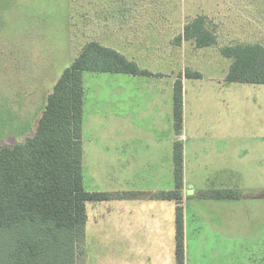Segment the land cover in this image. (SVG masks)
<instances>
[{
  "label": "rangeland",
  "instance_id": "obj_1",
  "mask_svg": "<svg viewBox=\"0 0 264 264\" xmlns=\"http://www.w3.org/2000/svg\"><path fill=\"white\" fill-rule=\"evenodd\" d=\"M124 9L129 15L121 14ZM199 15L207 17L217 43L199 48L192 39L177 42L184 25ZM94 39L113 44L138 67L161 73L165 105L158 115L152 113V122L139 88L147 77L138 76L128 85L129 107L130 102L122 106L114 98L117 75L83 72V187L118 196L86 203L77 264H156L135 251L125 260L128 253L112 230V210L120 200L139 205L138 192L146 189L173 188L171 84L181 73L184 130L197 138L199 149L186 153L184 211L187 222L196 216L202 229L216 234L206 244L191 243L187 223L184 264H264V84L226 81L231 58L220 52L234 43L264 45V0H0V147L33 134L55 82ZM186 69L200 78H185ZM124 113L134 121L144 118L153 133L165 137V158L154 165V180L139 176L146 165H127L117 156L126 133L113 132L112 125L124 124ZM226 188L239 192V198L199 196L203 190ZM174 230L172 236L164 234V243L171 239L174 246ZM159 264H175L174 255L164 252Z\"/></svg>",
  "mask_w": 264,
  "mask_h": 264
},
{
  "label": "trees",
  "instance_id": "obj_2",
  "mask_svg": "<svg viewBox=\"0 0 264 264\" xmlns=\"http://www.w3.org/2000/svg\"><path fill=\"white\" fill-rule=\"evenodd\" d=\"M207 22L205 15L188 21L176 41L192 39L199 48L216 44L217 35ZM220 52L231 58L226 81L264 84L263 44L234 43L221 47ZM84 71L151 74L116 50L96 41L87 42L47 95L33 134L22 142L0 147V264H77L82 254L78 243L87 221L86 203L118 196L83 187ZM183 75L201 76L187 69ZM181 76L175 78L172 87L173 130L177 136L183 122ZM172 157L173 188L138 195L175 202V261L184 264L183 145L179 139L173 142ZM199 196L237 199L240 194L226 188L202 191Z\"/></svg>",
  "mask_w": 264,
  "mask_h": 264
},
{
  "label": "crops",
  "instance_id": "obj_3",
  "mask_svg": "<svg viewBox=\"0 0 264 264\" xmlns=\"http://www.w3.org/2000/svg\"><path fill=\"white\" fill-rule=\"evenodd\" d=\"M130 10L131 9L129 8L128 11ZM121 14H123L124 16L129 15L127 13V9H124V13ZM121 14L120 16H123ZM123 40L124 43L122 42V45L127 46L126 45L127 42L125 41V38H123ZM93 41H96L101 45H103L104 42L103 40L100 39H94ZM109 48L116 50L125 57L127 56L120 49L116 48L113 44L112 47ZM149 72L151 73L150 75H132L127 73H112V75H117L118 77L117 82L119 86V92L117 93L116 96H114V98L117 99L116 102L121 103L122 106L124 104H127V102H130L129 107H132V97L128 93L127 90L128 85H131L133 79L137 78L138 76L147 77V78H143L144 81L141 82L142 85H140L139 88L142 89L143 96L145 99L144 100V106L146 109L145 114L146 115L149 114L147 116V119L153 122L154 118L152 113H156L158 115L160 108H163V105H165L164 85L160 86V84H158L159 79L162 78L163 76L161 73L158 72L153 73L152 71ZM111 79L112 77H110L108 80L112 82ZM174 80L175 79L173 78L171 89L173 87ZM128 81L130 84L128 83ZM83 88H84V101H83V115H84L85 103H86V91L84 84H83ZM137 94L140 93L138 92ZM140 96L142 100L143 97L141 94ZM108 107L109 110H112V93L110 94V105H108ZM183 110H184V99H183ZM127 116L128 114L124 113L120 117L122 119H126ZM135 120L136 121H134V116L130 114L127 120H125L124 124H121L120 127L112 125L113 132L116 133L119 131L121 133L122 132L126 133V136L121 139L122 142L120 143V145L122 146L120 147L117 146L119 152L116 153H118L117 154L118 157L125 160L124 163L127 165L128 164L146 165L143 175H139V176L141 177V179L145 181H150V179L154 180V177L158 175L155 174L157 173L156 172L157 170L156 169L154 170L153 167L154 165L161 163L165 158L164 157L165 137L162 134L161 137L159 133H153L152 129H149V127L145 125L144 118H142V122L137 117H135ZM82 126H83V120H82ZM176 139H179L183 145V194H184V188H185L184 172H185V164H186V153L195 154V152L199 150L196 145L197 138H191L189 135H187V133H185L184 115L182 122V131L180 135L177 136L173 132L170 136L171 146L173 145V142ZM139 159H141V163L138 162ZM172 164H173V157H172ZM189 164L191 165L190 161ZM187 188H195V187L192 184H188ZM159 190H160L159 188L155 190L146 189L147 192H156ZM118 193L123 194L120 192ZM216 200H222V199H216ZM138 202L139 205H134V204L128 205L126 204L127 202L122 204L120 200L119 206L114 207V209L112 210V230L116 233L119 243L124 245L123 247L124 254L128 253V255H126L125 257V260L127 261L129 258H131L132 251H135L136 255L141 259L150 260L153 263L156 262V264H159V262L163 260L164 252L166 253V255L170 252V254L174 255V259H175V254H174L175 241L172 240L174 246H171V239L169 244L164 243V234L166 235L167 231L170 236L173 235L175 202L172 200L154 199V198H148V199L141 198L139 199ZM183 207L184 208L186 207L184 201H183ZM166 214L168 215V223L165 220ZM187 223L191 230L190 231L191 243L206 244L209 241V238L210 236H212V234L213 236L216 235L213 231L211 233L209 230L202 229L201 227L202 222L200 221V218H197L196 216H194V218L191 219V221L189 220V222H187V217L184 211L185 243L187 242L188 239ZM206 228L209 229L207 225ZM185 255H186V244H185ZM262 260H264V258ZM125 264H129V263H125Z\"/></svg>",
  "mask_w": 264,
  "mask_h": 264
}]
</instances>
